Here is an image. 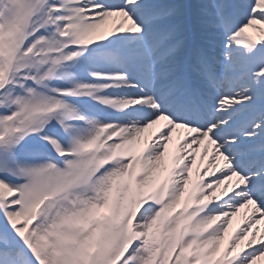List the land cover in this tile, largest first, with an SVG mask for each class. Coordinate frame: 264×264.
Instances as JSON below:
<instances>
[{"label": "snow or ice", "instance_id": "obj_1", "mask_svg": "<svg viewBox=\"0 0 264 264\" xmlns=\"http://www.w3.org/2000/svg\"><path fill=\"white\" fill-rule=\"evenodd\" d=\"M262 224L264 0H0V264H258Z\"/></svg>", "mask_w": 264, "mask_h": 264}, {"label": "rangeland", "instance_id": "obj_2", "mask_svg": "<svg viewBox=\"0 0 264 264\" xmlns=\"http://www.w3.org/2000/svg\"><path fill=\"white\" fill-rule=\"evenodd\" d=\"M238 220H234L233 227L235 228L236 224L238 223ZM258 264H264V261L258 262Z\"/></svg>", "mask_w": 264, "mask_h": 264}, {"label": "bare ground", "instance_id": "obj_3", "mask_svg": "<svg viewBox=\"0 0 264 264\" xmlns=\"http://www.w3.org/2000/svg\"><path fill=\"white\" fill-rule=\"evenodd\" d=\"M240 219H241V217H237V218H236V220H238V221H239ZM261 228H262V230H264V224L261 225Z\"/></svg>", "mask_w": 264, "mask_h": 264}]
</instances>
